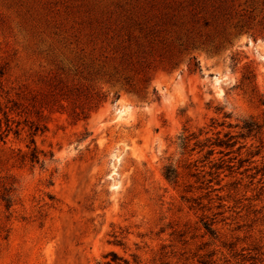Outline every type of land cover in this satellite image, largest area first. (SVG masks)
<instances>
[{
	"label": "rangeland",
	"instance_id": "obj_1",
	"mask_svg": "<svg viewBox=\"0 0 264 264\" xmlns=\"http://www.w3.org/2000/svg\"><path fill=\"white\" fill-rule=\"evenodd\" d=\"M125 261L264 264V0H0V264Z\"/></svg>",
	"mask_w": 264,
	"mask_h": 264
},
{
	"label": "trees",
	"instance_id": "obj_2",
	"mask_svg": "<svg viewBox=\"0 0 264 264\" xmlns=\"http://www.w3.org/2000/svg\"><path fill=\"white\" fill-rule=\"evenodd\" d=\"M219 125H223V123L219 124ZM212 129L210 130H215L217 128L216 122L213 121L212 124ZM244 128H249V126H244ZM204 128H201L199 130V134H195V133H190V134H182L181 138V145L183 147L188 146L189 142L194 139L197 138V143L199 144V146L202 147V149H204L205 147H207V152L206 155L207 157L213 155L215 153V150L217 147L222 148L220 150V152L222 153L224 150V147H230L233 146V141H232V137H229V133H226L224 135V137L221 136V132L217 131L215 136H208L205 138V140H200L199 136H201L202 134H208L210 131H204ZM249 130H253V128H249ZM34 142V140H33ZM46 156V155H45ZM30 161L32 163H40L42 161L41 159V155L39 153V151L37 150V147H35L30 155ZM165 177L169 180V181H176L178 174L176 172L175 169H173L172 167H167L166 171L164 173ZM113 256H115L116 258H118V255L116 253H112ZM125 263L127 264L128 262L125 261ZM110 264V263H109Z\"/></svg>",
	"mask_w": 264,
	"mask_h": 264
}]
</instances>
